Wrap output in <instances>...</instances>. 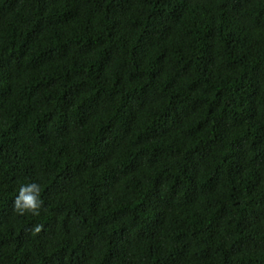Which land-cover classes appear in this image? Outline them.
<instances>
[{
	"label": "trees",
	"instance_id": "obj_1",
	"mask_svg": "<svg viewBox=\"0 0 264 264\" xmlns=\"http://www.w3.org/2000/svg\"><path fill=\"white\" fill-rule=\"evenodd\" d=\"M0 264H264V0H0Z\"/></svg>",
	"mask_w": 264,
	"mask_h": 264
},
{
	"label": "clouds",
	"instance_id": "obj_2",
	"mask_svg": "<svg viewBox=\"0 0 264 264\" xmlns=\"http://www.w3.org/2000/svg\"><path fill=\"white\" fill-rule=\"evenodd\" d=\"M41 188L37 182H27L21 184L18 194L13 201L14 211L20 215L31 214L36 216L42 209ZM41 225L37 224L34 228L35 232H39Z\"/></svg>",
	"mask_w": 264,
	"mask_h": 264
}]
</instances>
